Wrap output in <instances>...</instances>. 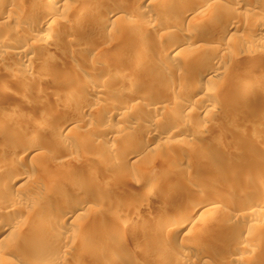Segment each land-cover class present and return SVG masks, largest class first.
I'll return each mask as SVG.
<instances>
[{
    "label": "bare ground",
    "instance_id": "6f19581e",
    "mask_svg": "<svg viewBox=\"0 0 264 264\" xmlns=\"http://www.w3.org/2000/svg\"><path fill=\"white\" fill-rule=\"evenodd\" d=\"M73 10L91 17L70 25ZM182 15L189 25L180 27ZM206 30L215 33L206 36ZM176 35L179 41L165 40ZM204 40L209 43L203 46ZM236 49L248 55L241 64L248 65L246 76L233 70L240 64L232 59ZM0 70V264H264L238 251L256 240L254 234L246 241L264 200L259 207L232 203L223 214L239 221L207 227L214 210L232 201L189 184L198 178L197 165L224 169L242 183L235 176L242 167L226 159L236 148L217 152L185 144L197 128L207 130L212 116L229 117L236 107L258 113L257 98L264 107V94L257 93L264 85V0H0ZM25 104L39 109L27 127L19 122ZM91 113L100 121L88 117L93 122L87 123L84 115ZM108 117L118 125H109ZM223 132L215 129L218 138ZM259 134L264 138V127ZM106 137L112 143L101 148L104 158L95 157L97 151L93 157L100 169L123 176L117 155L124 144L136 149L133 156L161 162L163 171L152 169L145 184L135 181L139 189L120 202L84 206L87 200L76 199L83 192L121 189L83 170L85 149L101 147ZM175 137L190 147L170 149ZM232 141L241 142V135ZM260 152L254 157L262 160V172ZM20 163L30 171H20ZM177 173L188 180L179 193L162 180ZM148 203L170 206L146 215L149 223L137 225L141 238L123 236L121 226ZM71 224L81 228L74 240L66 233ZM92 234L100 243L90 246ZM172 241L188 249H165Z\"/></svg>",
    "mask_w": 264,
    "mask_h": 264
},
{
    "label": "rangeland",
    "instance_id": "374dc122",
    "mask_svg": "<svg viewBox=\"0 0 264 264\" xmlns=\"http://www.w3.org/2000/svg\"><path fill=\"white\" fill-rule=\"evenodd\" d=\"M146 1H149V0H146ZM77 2H75V3H77ZM79 4L80 3H77L76 4L77 6L75 5V7L76 8L77 7L80 8V6L82 7V5L81 4L79 5ZM191 15L192 14H189L188 16H191ZM67 16L69 19L68 24H70V25H71V22L73 23L74 21L75 22L76 21L79 22L81 20L83 21V18L88 20V17H91L89 15H86L87 16V18H86V16L84 15L82 18V14L77 15L76 11H74V10L70 11V14L68 13ZM89 19H91V18H89ZM112 19L113 18H111L109 21H111ZM178 19L179 20L182 19L181 23L179 24L180 27L181 26L183 27V25L184 26L189 25V23H190V22L187 23L186 20L184 21L183 15L181 17H179ZM86 31H87V29H86ZM86 31H84V32L82 31L81 34L83 35V33H84V35H85V33L89 34L91 32L93 34L92 36H96L95 31L90 30V32H89V30H88L89 33H87ZM235 31H237V30H235ZM237 32H238V34L243 36V34H241V32L240 33H239V31H237ZM210 33H215V31L214 30H208V31L206 30V32L204 34L207 36V34H210ZM96 34H98V33H96ZM90 35L91 34H89L88 36H90ZM100 35H102V34H100ZM240 35H239V41L242 39L241 40V44H242L243 43L242 41H244L243 40L244 36L242 37ZM180 37L181 36H178V35H176L174 37L173 36L172 37L166 36L165 40L170 41V40L177 39L179 41ZM208 43H209V41L204 40L203 46L207 45ZM240 47H237V49L239 48L238 51H240L242 49ZM237 49H236V52H238ZM242 53L239 54V52H238V54L237 53H236V55L234 54L235 58L233 57L232 59H234V60L237 59L238 60L237 62H240V64L237 63V65H234L233 70H234L235 74L242 75V72H243L244 76H246L245 72L247 71L248 65H246V67L244 66V68H243V66L241 64L245 63V60H246L245 57L248 55H246V53H244L243 54L244 58H243ZM253 54H256V52H254ZM239 57L241 59H238ZM231 66H232V64L229 67L231 68ZM245 68H246V70H243ZM247 74H248V72H247ZM32 75H35V73H33ZM1 79H2V77H0V80ZM257 88L259 90L257 93L259 94V96L262 97L264 94L263 93L264 92V85L260 86V88L257 86ZM9 89L11 91H13L14 87H12V85H10ZM193 98H195V97H193ZM260 99H262V98H260ZM260 99L257 98L256 99L257 101L256 100L253 101L254 107L258 108V113H253V112L250 114L244 113L243 110H241L239 107H236L235 109H233L234 113L229 117L225 116V115L212 116V118H211L212 120H210V122H211V125L213 127H211V130L208 129V127L211 125L206 122L207 123V125H206L207 130L206 131L203 132V130H201V129L198 130V128H197V131H196L197 135L195 134L194 137L192 138V140L191 139L188 140L187 141L188 143L186 141H185L186 143L185 142L181 143V141L179 139H177L178 137L177 138L175 137L173 140V142L175 141V143L172 142L173 145L170 146V149H172V150H175L174 149L175 147L180 148L179 150H184L183 148H189L190 146L184 147V145H182V144L185 143L187 145H190L192 143L193 144L198 143V144H202L208 150L209 149L214 150V151L217 150V152H222V150L228 151L231 148H233V149L236 148V150H235L236 155L232 156L230 154L231 152L228 151V155L226 156V159H228L229 162L238 165V167H242V168H239V170H237V172L235 174V176L237 178H239V180L242 179L241 180L242 183L240 181L234 180L232 178L231 174H226L227 172L225 173L224 169H223V171H222L223 173H222L221 170L220 169L218 170V168H216V167L215 168H213V167L205 168V167H201L199 165H197L195 167V171L198 175V178L189 181L190 186L199 189L200 190L199 192L201 194H209V192H210L211 194H217V195L220 194L219 196L226 195L232 201L231 204H229V203L228 204L225 203L224 205L221 204L222 206L221 205L219 206L220 209L218 207L217 208L218 210L217 209L214 210L213 219L209 221V223L207 224L208 225L207 227H213V226L216 227L220 222H222L224 220L230 221L233 223H236L237 221H239L241 218L236 217V219H235V217H228V216L225 217V214H223V210L224 209L227 210L232 205V203H235V204L239 203V204H242L243 206H246V207L247 206L259 207V206H261V203H263L262 201L264 200V171H263V169H262V172L260 171L261 170L260 168L262 167L263 164H262L261 159L257 158L256 156L254 157V154L256 152H260V150H261V152H260L261 155L264 156V138L262 136H260V134H259V127H264V107L262 104L263 99L262 100H260ZM14 105H15V103L11 104L12 107H15ZM30 105L25 104V105L21 106L22 108L20 109L21 112H23L24 114L19 119V122L24 127H27L26 124H28L29 120L31 119L30 114L37 115L39 113V112H37V111H39V109H35V108L32 109L33 105H31L32 108L30 107ZM15 109L17 110L16 107H15ZM91 114L90 115L89 114L84 115L86 117L85 119H87V123L92 121V120L88 119V117L93 119L94 123L96 122L95 120H97L98 122L100 121V120H98L99 118L94 119L96 117L94 115L95 113L94 114L91 113ZM60 115H62V114H60ZM60 115H58V117ZM63 115H65V112H63ZM90 116H94V118L90 117ZM108 118L110 119V120L108 119V121L110 122L109 125H113V127L114 126L116 127L118 125L119 121L115 120L112 117H108ZM195 120L196 119L193 118V120H192L193 125L195 124ZM188 123H191V122L188 121ZM189 126H190V124H189ZM196 126H197V123H196ZM218 128L222 129V132L224 131L223 133L224 134L227 133L228 135H226V134L224 135L222 133L223 137H225V138H223V137H222V139L218 138L215 135V129L217 130ZM201 132H202V134H201ZM237 133H239L241 135V138H242L241 142H238V141L233 142L232 141L233 135L234 134L236 135ZM244 137H245V139H244ZM246 137L248 140L246 139ZM107 138L108 137L101 140V143H102L101 147L100 146H98V147L93 146V149H92V147H90V145H89V148H88L89 150H87V148L85 149V151L82 155L83 156L86 155L85 158H87V161H89V163L86 162V164L83 165V170H84V173L86 172L85 173L86 175H87V173L93 174L96 171L97 174L106 178V180H108V181L114 182L115 186L116 187L119 186V189L120 188L121 189L118 190L117 188L112 187V188H107L108 190L107 189L104 190L103 188L102 189L100 188L96 192H94L93 190L90 193L83 192L82 197H76V199L87 200V202L84 203V206L93 204V205H96V207H101L100 203H102L105 199L106 200L107 199L112 200V201H115V200L118 201L119 200V202H120V200L123 197H128L132 193H135V191H137V189H139V188H136V186H134L135 181H137L139 184H145L147 182V180L149 179L150 171L152 169H157V171H161V172L163 171V166H162L161 162H159L157 160L156 161L155 160L145 161L144 159H141L139 156L138 157L133 156L135 154L136 149L133 147L131 148V146L124 145L121 142L120 143L123 144V149L125 147L126 148L121 152V154L119 153V155H117V159H118L117 161L119 162L121 160V162H123V163H121L122 169L124 172L123 176L120 178H117L116 176L114 177L113 171L111 170V168L105 167L104 170L100 169L98 167V163L95 162L94 158L99 157V156H101V157L103 156V158H104L105 152L103 150H101V148L102 147L104 148L110 142L112 143V140L110 138H108V139ZM176 139H177V141L179 140V142H177V144H176ZM243 139H244V141H243ZM249 139H250V141H249ZM113 143H115V141ZM117 143H119V141H117ZM250 143H251V145H250ZM121 144L119 146H121ZM242 144L248 145V146L250 145V150L245 148ZM242 146H243V148H242ZM97 148H98V150H96ZM228 148H230V149H228ZM253 148L257 149V151ZM96 151L99 153L98 156L97 155L95 156V154L97 153ZM102 151H103V153H102ZM45 153H48V152L46 151ZM201 154H200V158L201 159L203 158L202 160H205V161L211 160V158L209 157V155L207 153H201ZM90 156H91V158H90ZM92 158H93V160H92ZM119 158H120V160H119ZM20 165H21L20 171H30V167H31L30 165L25 164V163H20ZM219 171H220V173H219ZM175 175H176V177H175ZM170 178L164 177L162 180L165 181V183L167 180H169L170 184L173 185V188L175 185V188L173 190L177 193H179V191H181V188H183L181 186V184H183V182L188 181L186 179V175H182L181 173L180 174H178V173L174 174V176H171ZM99 182L100 181H98V183ZM256 183H258V185H255ZM254 186L256 188H258V192L256 191L253 193ZM125 194H127V195H125ZM148 204H145V206H143L144 205L143 204L141 206L142 210H141V208L139 209V212L137 213V215L135 216L136 218L133 221L126 222L121 226V229H122L121 234L123 236H125L126 238L136 237V236L138 237V239H139V237L141 238V235L137 234V233H139L137 231V225L145 226L149 223V221L147 219H148L150 211L155 212V211H158V209L162 210L165 207L170 206L168 204L165 206H161V208H158L159 205L157 203H154L153 205H151V203H148ZM120 206L118 205V207H120ZM261 207H263V210H264V206H261ZM145 208H149L148 211ZM203 208L204 207H202V208L199 207V209H197V213L199 211H201ZM126 209H127V207H126ZM146 215H148V216H146ZM91 217H93V219ZM91 217L89 218L90 219L89 221H91V220L94 221L95 216L91 215ZM106 222L111 223L109 221H106ZM106 222H104V223H106ZM80 230H81V228L76 227L75 224H71L68 226V231L66 233L69 234L68 236L71 235V238H73V240H74L75 238H77L76 234ZM248 232H250V235L247 236V239H246L247 242L249 241L250 236H254V234L256 235L257 238H256V240H254L253 243L251 242V245H250L251 248L250 249H248L247 247H240V249L238 250L239 254L241 253L244 257L252 258L254 260L255 259H262L264 261V213L262 214V216H260V218L254 219V221H252V224H251ZM209 236H212V239H214L218 243L223 242V240H221V238L219 236H217V234L214 233L213 231L210 232ZM143 238L147 239V240L149 239L148 237H143ZM88 240H89L90 246L97 244V243H100V241L93 234L88 235ZM140 242H141V240H140ZM156 242H159V241H156ZM208 245H210V244H208ZM165 249L180 253L181 249H188V248L182 247L181 243H179V241H175V242L172 241L171 243L166 245ZM11 259L16 260V258L14 259V257H12V256H11ZM102 259L104 260L105 258H102ZM87 262H88V260L86 259V261L84 260L83 263L84 264H91L90 262L89 263H87ZM240 264H243V263L241 262Z\"/></svg>",
    "mask_w": 264,
    "mask_h": 264
}]
</instances>
